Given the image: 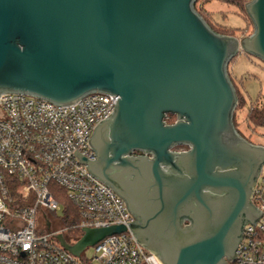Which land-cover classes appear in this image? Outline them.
Returning <instances> with one entry per match:
<instances>
[{
    "label": "water",
    "instance_id": "95a60500",
    "mask_svg": "<svg viewBox=\"0 0 264 264\" xmlns=\"http://www.w3.org/2000/svg\"><path fill=\"white\" fill-rule=\"evenodd\" d=\"M197 1L0 0V96L119 97L88 141L95 160L74 154L124 200L130 231L162 264H228L263 215L252 200L264 147L234 125L227 68L241 52L264 63V0L245 5L254 31L243 39L216 33ZM126 230L59 240L80 256Z\"/></svg>",
    "mask_w": 264,
    "mask_h": 264
},
{
    "label": "built area",
    "instance_id": "2783aa9c",
    "mask_svg": "<svg viewBox=\"0 0 264 264\" xmlns=\"http://www.w3.org/2000/svg\"><path fill=\"white\" fill-rule=\"evenodd\" d=\"M118 98L97 93L57 106L25 94L0 96V264H162L130 231L134 218L124 200L74 154L95 160L88 141ZM252 202L263 215L255 227H244L237 257L228 264H264V165ZM112 226L127 230L80 256L59 240L75 245L85 229ZM74 231L79 238H70ZM91 248L95 254L88 258Z\"/></svg>",
    "mask_w": 264,
    "mask_h": 264
},
{
    "label": "rangeland",
    "instance_id": "374dc122",
    "mask_svg": "<svg viewBox=\"0 0 264 264\" xmlns=\"http://www.w3.org/2000/svg\"><path fill=\"white\" fill-rule=\"evenodd\" d=\"M198 6L215 32L243 39L250 36L254 31L253 24L243 9H237L217 0H199ZM227 70L233 85L246 101L244 108L239 109L238 106L235 110L234 123L236 129L242 137L249 139L251 143L264 145V129L253 130L247 121L249 108L251 106L260 107L264 101V63L241 52L229 63ZM174 150L185 151L179 147H175ZM63 213V211H59L57 216L61 218ZM86 254L88 258H92L95 249H89Z\"/></svg>",
    "mask_w": 264,
    "mask_h": 264
},
{
    "label": "trees",
    "instance_id": "16d2710c",
    "mask_svg": "<svg viewBox=\"0 0 264 264\" xmlns=\"http://www.w3.org/2000/svg\"><path fill=\"white\" fill-rule=\"evenodd\" d=\"M217 1L222 2L224 4H227V5H230V6H234L237 9H240V10L243 9L245 15L249 19L248 15L246 13V10H245V5L249 2V0H217ZM198 2H199V0L197 1L196 6H195L196 11L202 16V18L206 21V23L212 28L210 23L205 19L204 15H203V12L199 8ZM249 21H250V19H249ZM236 30H240V29H236ZM216 33H218L220 35H224V33L223 34H221L220 32H216ZM235 90H236V94H237V97H238V105H237V107L239 106V109L244 108L246 106V101H245V99L243 97H241L239 91L236 88H235ZM175 121H176V116H174V115H168L167 116L166 122L168 124H173ZM234 121H235V119H234ZM247 121H248L249 125L252 126L253 130H255L257 128H263L264 129V101L262 102V105L260 107L259 106H251L249 108V111H248V114H247ZM234 125H235V123H234ZM235 127H236V125H235ZM245 139L247 141L251 142L249 139H247V138H245ZM179 148L185 149V150L188 149L185 146H180ZM67 208H69V210L72 209V212H75V208H73L70 204H68ZM72 223H73L72 221L71 222L67 221L66 224L69 225V224H72ZM80 235H81L80 231H74V232H71L69 234L70 238H74V239L79 238Z\"/></svg>",
    "mask_w": 264,
    "mask_h": 264
},
{
    "label": "flooded vegetation",
    "instance_id": "af4514ba",
    "mask_svg": "<svg viewBox=\"0 0 264 264\" xmlns=\"http://www.w3.org/2000/svg\"><path fill=\"white\" fill-rule=\"evenodd\" d=\"M136 155H139V153H137Z\"/></svg>",
    "mask_w": 264,
    "mask_h": 264
}]
</instances>
